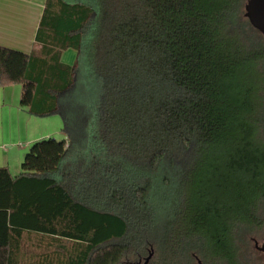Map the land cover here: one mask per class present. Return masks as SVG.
Listing matches in <instances>:
<instances>
[{"label":"trees","instance_id":"16d2710c","mask_svg":"<svg viewBox=\"0 0 264 264\" xmlns=\"http://www.w3.org/2000/svg\"><path fill=\"white\" fill-rule=\"evenodd\" d=\"M246 1L46 0L31 52L0 45L2 86L67 135L0 167V264H251L264 36Z\"/></svg>","mask_w":264,"mask_h":264},{"label":"crops","instance_id":"0c3cea01","mask_svg":"<svg viewBox=\"0 0 264 264\" xmlns=\"http://www.w3.org/2000/svg\"><path fill=\"white\" fill-rule=\"evenodd\" d=\"M45 2L46 0H0V45L26 53L31 52ZM11 100L19 105V109H24L23 113L34 116L21 106V86L19 84L2 86L0 81V167L6 166L12 174L18 175L19 165L16 164L12 168V164L15 163V156L17 161L21 158V151L24 148L20 146V150H15L17 132H20L18 129L21 128L16 125L17 119L13 118L7 108ZM9 130L12 132L7 133ZM44 134L47 133L27 139L26 145L43 137ZM12 153L14 154L11 157Z\"/></svg>","mask_w":264,"mask_h":264},{"label":"rangeland","instance_id":"374dc122","mask_svg":"<svg viewBox=\"0 0 264 264\" xmlns=\"http://www.w3.org/2000/svg\"><path fill=\"white\" fill-rule=\"evenodd\" d=\"M76 55L77 51L73 48H69L64 52L62 61L64 63L72 64L76 59ZM7 108L11 112L13 118L17 119L16 125L22 130H26L25 132H22L21 129H18L20 132H17L18 138L16 140L17 144L15 145V150H20V148L24 149H21L22 156L18 161L16 160L17 157H14L15 163L12 164V168L17 164L19 165V170L21 171V163L23 162L26 153L29 151L31 145L34 142L49 137H53L58 140L66 139L67 135L64 131L63 119L59 113H53L46 117H38L35 115L31 116L28 113H23L24 109H19V105L13 102V100L9 101ZM10 132L12 131L9 130L7 133ZM43 133L47 134H44L43 137H40L36 140L28 142V144L26 145L27 139L32 138V136L35 137V135H43ZM13 154L14 153L11 154V157L13 156ZM254 240H257L259 242L258 247H261L264 242V235L257 236L251 240V251L249 252V254H247L246 257L248 261L251 262V264H264V252L260 251L256 247Z\"/></svg>","mask_w":264,"mask_h":264},{"label":"water","instance_id":"95a60500","mask_svg":"<svg viewBox=\"0 0 264 264\" xmlns=\"http://www.w3.org/2000/svg\"><path fill=\"white\" fill-rule=\"evenodd\" d=\"M245 17L249 20L250 24L257 29L264 36V0H247L245 4ZM256 247L260 251H264V242L261 247H258V241L254 240ZM153 256V250L150 251L147 257L142 261L134 264H149ZM197 264H203L199 258ZM129 264V262H127Z\"/></svg>","mask_w":264,"mask_h":264},{"label":"flooded vegetation","instance_id":"af4514ba","mask_svg":"<svg viewBox=\"0 0 264 264\" xmlns=\"http://www.w3.org/2000/svg\"><path fill=\"white\" fill-rule=\"evenodd\" d=\"M262 252H264V251H262Z\"/></svg>","mask_w":264,"mask_h":264}]
</instances>
